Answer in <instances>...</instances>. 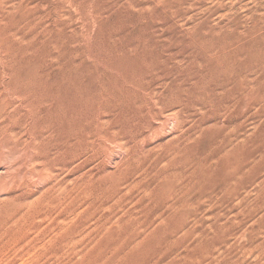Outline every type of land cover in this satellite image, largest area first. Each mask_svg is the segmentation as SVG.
<instances>
[{"label":"rangeland","instance_id":"374dc122","mask_svg":"<svg viewBox=\"0 0 264 264\" xmlns=\"http://www.w3.org/2000/svg\"><path fill=\"white\" fill-rule=\"evenodd\" d=\"M116 88L187 106L74 143ZM0 104V264H264V0H0Z\"/></svg>","mask_w":264,"mask_h":264},{"label":"bare ground","instance_id":"6f19581e","mask_svg":"<svg viewBox=\"0 0 264 264\" xmlns=\"http://www.w3.org/2000/svg\"><path fill=\"white\" fill-rule=\"evenodd\" d=\"M7 42V41H6ZM149 51V50H148ZM38 68V67H37ZM136 81V80H135ZM146 81V80H145ZM150 81H151V79H150ZM149 81V82H150ZM178 81V80H177ZM132 81H130V84H131V86H132V83H131ZM133 82H134V80H133ZM144 82V81H143ZM147 82V81H146ZM174 82V81H173ZM176 82V81H175ZM179 82V81H178ZM203 82V81H202ZM128 83H129V81H128ZM177 83V82H176ZM175 83V84H176ZM140 84V83H139ZM141 84H142V81H141ZM144 84V83H143ZM174 84V83H173ZM180 84V83H179ZM193 84V83H192ZM243 84V83H242ZM133 85H135V86H139L138 84H137V82L136 83H134ZM166 85V84H165ZM181 85V84H180ZM244 85V84H243ZM4 86V85H3ZM25 86V85H24ZM128 87H131L130 85H127ZM144 86V85H143ZM142 86V87H143ZM146 86V85H145ZM156 86V85H155ZM169 86V85H168ZM167 86V87H168ZM170 86H171V84H170ZM169 86V87H170ZM176 86H178V84L176 85ZM176 86L173 88V90H175L176 89ZM2 87V86H1ZM22 87H23V85H22ZM27 87V86H26ZM139 87H141V85L139 86ZM150 87V86H149ZM164 88H165V86H163ZM168 87V88H169ZM179 87V86H178ZM181 87V86H180ZM179 87V88H180ZM183 87H184V85H183ZM182 87V88H183ZM229 87V86H228ZM25 88V87H24ZM133 88V87H132ZM134 88H137V87H134ZM133 88V89H134ZM146 88V87H145ZM171 88V87H170ZM243 88V87H242ZM3 89V88H2ZM117 89V88H116ZM130 89V88H129ZM127 90L126 92L127 93H125V91L124 92H121V90L122 89H120L119 91H118V89L116 90V92H115V94H113L112 92V94H111V98H107V100L109 99L110 100V102H108V105L106 104V103H104V101L106 100H104V101H102V94H100L99 95V99H98V102H96L95 103V112H93V113H90V118H88L87 116L85 117V125H80L78 128H77V130H78V132H77V130L76 131H73V133L72 134H75L74 132H76L77 133V137L73 140V142L75 143H77L78 145H80V146H83L84 145V147H88L87 145L90 143H88L87 144V141H88V139H89V137H90V135H87V136H89L88 137V139L87 138H85V137H81L80 136V134H82V132L84 131V133H85V135L87 134L86 132H87V130H89V129H91L92 131H94V134H92L91 136H93L94 135V137H95V140H96V138H98L100 141L101 140H103V141H108V143L110 142V143H115V144H118V145H121L122 143H123V138H121V136H129V137H127V138H133V139H135L136 141H138L137 139H138V137L139 136H141L144 132H157V133H160L163 129H164V126H165V123L168 121V120H172V121H175L176 123H177V125H179L178 124V122L180 121L179 120V116H180V114H177V113H180V111H182V110H180V111H177L176 112V114L174 113L173 114V112H170V113H172V114H170V113H167L170 109H172V108H174L175 106H176V104H179V106L182 104L183 106L185 105V104H187V102H185V100L184 101H182L180 98V100L182 101L181 103H180V101H178L179 99L177 98V97H174V98H172L173 100V102H171L169 99H168V101L167 102H165V100H167V98H165V97H162V96H160V95H156L154 92L153 93H151L150 94V92H151V90H150V92L148 93V94H143L144 96H138L137 94H135L134 93V90L132 91L131 89L130 90ZM166 89V88H165ZM164 89V90H165ZM184 89V88H183ZM182 89V90H183ZM186 89V88H185ZM7 90V89H6ZM104 90V89H103ZM136 90V89H135ZM170 90H172V89H170ZM181 90V89H180ZM181 90V91H182ZM28 91V90H27ZM222 91V90H221ZM103 92H105V90L103 91ZM162 93H163V91H161ZM160 92V93H161ZM166 92V91H165ZM174 92V91H173ZM177 92H179L180 93V91H178L177 90ZM109 93V92H108ZM107 93V94H108ZM130 93V94H129ZM169 93H172L171 91H169ZM178 93V95H180ZM186 93H187V90H186ZM106 94V95H107ZM175 94V93H174ZM183 94L184 95H186L185 93H184V90H183ZM188 94V93H187ZM229 94V93H228ZM248 94V93H247ZM126 95H131L132 96V98H129L128 99V97H126ZM165 95V94H164ZM167 95V94H166ZM176 95V94H175ZM174 95V96H175ZM16 96V95H15ZM123 96L124 97H126L127 99H124L123 98ZM14 97V96H13ZM166 97H168V96H166ZM179 97V96H178ZM181 97H183V96H181ZM185 97V96H184ZM225 97V96H224ZM178 100H177V99ZM187 98V97H186ZM7 100V99H6ZM14 100H15V98H14ZM90 100V99H89ZM174 100H175V102H174ZM96 101V100H95ZM188 101V100H187ZM239 101V100H238ZM31 102V101H30ZM33 102V108L35 109V111H37L38 113H45V114H52V112L53 111H56V109H57V104H58V102L55 100V99H53L52 98V100L49 102V104L48 105H41L40 104V101H32ZM82 102V101H81ZM22 103V102H21ZM23 104V103H22ZM29 105H31V104H29ZM4 106H6V105H4ZM185 106H187V105H185ZM0 107H1V104H0ZM80 107V106H79ZM181 107V106H180ZM223 107V106H222ZM8 108V107H7ZM16 108V107H15ZM25 108V107H24ZM63 108H64V106H63ZM40 109V110H39ZM186 109V108H185ZM239 109V108H238ZM64 110V109H63ZM179 110V109H178ZM34 111V110H33ZM34 111V112H35ZM96 111H98L97 113H96ZM19 112V111H18ZM182 112H184V111H182ZM210 113V112H209ZM54 114V113H53ZM85 114V113H84ZM87 114V113H86ZM183 114V113H182ZM181 114V115H182ZM207 114V113H206ZM107 115H111V119H103V117H105V116H107ZM178 115V116H177ZM50 116V115H49ZM52 116V115H51ZM55 116V115H54ZM53 116V117H54ZM84 116V115H83ZM56 117V116H55ZM54 117V119L55 120H53V119H51V121L53 120V123H54V121H58V119L57 118H55ZM63 117V116H62ZM49 118V117H48ZM6 118L3 116V115H1L0 114V155H1V153L2 152H6V150H8V148H9V146H10V144L12 145V143H19L20 142V140L21 139H19V136L18 137H16V136H14V134H12L11 133V130H10V127L8 128V123H7V121L5 120ZM8 119V118H7ZM57 119V120H56ZM62 120V119H61ZM66 120V119H65ZM50 122V121H49ZM216 122V121H215ZM56 123V122H55ZM54 123V124H55ZM60 123H61V121H60ZM62 123L64 124V122L62 121ZM169 123V122H168ZM50 124V123H49ZM57 124H59V123H57ZM65 124H67V123H65ZM64 124V125H65ZM156 124V125H155ZM61 125V124H60ZM64 125H61L62 127H64ZM48 126V125H47ZM53 126V125H52ZM60 126V127H61ZM68 126V125H67ZM66 126V128H68ZM58 127V125L56 126V128ZM59 127V128H60ZM221 127V126H220ZM219 127V128H220ZM45 128V127H44ZM48 129H50L49 128V126H48ZM65 129V128H64ZM223 129V128H222ZM41 130H43V129H41ZM54 130L55 129H51V131H53V133H54ZM66 130V129H65ZM73 130V129H72ZM86 130V131H85ZM165 130V129H164ZM174 130V129H173ZM39 131V130H38ZM50 131V132H51ZM56 131V130H55ZM58 131V130H57ZM63 129H62V133H63ZM68 131V130H67ZM66 132V131H65ZM47 133H48V130H47ZM52 133V132H51ZM62 133H61V135L60 136H62ZM79 133V134H78ZM90 133V132H89ZM88 133V134H89ZM157 133H156V136H157ZM162 133H163V131H162ZM49 135H47L46 137H48L49 138V136L51 137V138H53L54 136L53 135H51L50 133H48ZM57 134L59 135L60 134V132H57ZM64 134H70V133H64ZM41 135H43L42 134V132H41ZM58 135H56V136H58ZM155 135V134H154ZM44 136V135H43ZM43 136H41V137H43ZM68 136H71V134L70 135H68ZM36 137H37V135H36ZM59 137V136H58ZM64 137V136H63ZM73 137V136H72ZM75 137V136H74ZM159 137V136H158ZM43 138H45V137H43ZM60 138V137H59ZM64 138H67L68 139V137H64ZM92 138V137H91ZM125 138V137H124ZM54 139V138H53ZM67 139H65V140H67ZM126 139V138H125ZM132 139V140H133ZM142 138H140V140H141ZM144 139H145V137H144ZM196 139V138H195ZM49 140H50V138H49ZM52 140V139H51ZM94 140V139H93ZM94 140V141H95ZM123 140V141H122ZM44 142V140L42 141V143ZM56 142V141H55ZM61 142V141H60ZM64 142V141H63ZM67 142V141H66ZM73 142H70L69 141V144L71 145V143H73ZM120 142V143H119ZM129 142V141H128ZM128 142H126V143H128ZM142 142V141H141ZM65 143V142H64ZM73 143V144H74ZM92 143H94V142H92ZM91 143V144H92ZM107 143V144H108ZM124 143H125V141H124ZM123 143V144H124ZM134 143H136V142H134ZM191 143H192V141H191ZM63 144V143H62ZM66 144V143H65ZM67 144H68V142H67ZM76 144V145H77ZM95 144V143H94ZM122 144V145H123ZM57 145H58V143H57ZM125 145V144H124ZM137 145V144H136ZM139 146V145H138ZM108 147V146H107ZM109 147H110V145H109ZM58 149V148H57ZM85 149V148H84ZM87 149V148H86ZM86 149H85V151H86ZM124 149V148H123ZM48 151V150H47ZM8 152V151H7ZM50 152V151H49ZM145 152V151H144ZM3 153V154H4ZM48 153V152H47ZM51 155H53L52 153H51ZM50 155V156H51ZM2 156V155H1ZM5 156V155H4ZM44 156H45V154H44ZM55 156V155H54ZM39 157V156H38ZM48 157V156H47ZM59 157V156H58ZM58 157L56 158V159H58ZM2 158H5V157H2ZM2 158H0V159H2ZM49 158H51V157H49ZM54 158V160H56ZM60 158V157H59ZM3 160V159H2ZM53 160V159H52ZM51 160V161H52ZM162 172V171H161ZM176 175V174H175ZM1 176V175H0ZM2 177V176H1ZM2 179V178H1ZM4 179H5V177H4ZM3 179V181H5ZM178 179V178H177ZM3 181H1V189H2V187H3V189H2V191H5L6 190V187H5V182H3ZM178 181V180H177ZM165 184V183H164ZM171 185V184H170ZM173 187V186H172ZM3 193V192H2ZM229 194H230V192H229ZM3 210H0V227H2L3 225H4V215H3V212H2ZM189 211V210H188ZM181 215V214H180ZM182 217V216H181ZM187 217V216H186ZM166 222V221H165ZM229 222V221H228ZM136 224V223H135ZM137 224H139V223H137ZM141 224V223H140ZM165 224V223H164ZM126 225V224H125ZM166 226V225H165ZM135 227H137V225L135 226ZM132 228V227H131ZM222 228V227H221ZM140 231H141V229H140ZM217 231V230H216ZM128 234V233H127ZM224 235V234H223ZM1 243V242H0ZM3 246V248H4V246H5V242H4V240H2V243L0 244V247H2ZM4 252H6V250H3ZM0 252H1V249H0ZM3 252V253H4ZM2 253V252H1ZM5 254V253H4ZM0 256H1V254H0ZM5 255H3L2 257H4ZM6 257V256H5ZM135 258V257H134ZM4 260L5 259H2V261L4 262ZM2 262V263H3ZM0 263H1V261H0ZM5 263V262H4Z\"/></svg>","mask_w":264,"mask_h":264}]
</instances>
